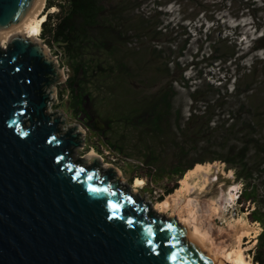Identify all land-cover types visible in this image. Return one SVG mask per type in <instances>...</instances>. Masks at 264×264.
I'll list each match as a JSON object with an SVG mask.
<instances>
[{
    "label": "water",
    "instance_id": "water-1",
    "mask_svg": "<svg viewBox=\"0 0 264 264\" xmlns=\"http://www.w3.org/2000/svg\"><path fill=\"white\" fill-rule=\"evenodd\" d=\"M42 1L0 0V264H219L185 223L129 194L112 167L73 158L82 131L59 130L65 119L47 112L63 72L17 32Z\"/></svg>",
    "mask_w": 264,
    "mask_h": 264
},
{
    "label": "rangeland",
    "instance_id": "rangeland-1",
    "mask_svg": "<svg viewBox=\"0 0 264 264\" xmlns=\"http://www.w3.org/2000/svg\"><path fill=\"white\" fill-rule=\"evenodd\" d=\"M154 1L141 0L138 7L133 9L132 16H129V19L131 20L132 17L137 16L147 18L153 15L156 8ZM246 1L243 0V2ZM45 2L46 0L43 2L44 5L41 11L44 16V13H46ZM255 2L257 4L254 8L264 7V0H256ZM196 3H202L203 8L200 9L202 12L196 18H193L191 22L183 23L184 18L187 19L189 14H195L196 10L200 8L201 5L197 6ZM241 6L240 2L235 0H182L181 2L178 0V2L174 1L163 7L159 11L160 16L157 19L154 18L149 26L150 30L157 28V30L161 29V32H165L163 35H159L157 41H155L156 38L150 39L145 36L140 38L136 33L128 41L129 45L116 53L117 58L133 71L134 88L139 92L142 91L145 97L150 94L157 95L160 89L161 91L166 89L172 96L173 112L180 111L182 115L181 122L189 117L190 113L200 115L208 105L218 104L219 97H222L225 93V86L229 87L234 76H236L233 62L225 64L218 62L210 69H207L209 64L207 62V65H202L198 70L188 69L184 73L185 65L190 64L191 56L197 54L200 48L204 53L210 54L211 44L217 41V33L220 29H229V31L222 34V37H227L231 42L237 41V46L242 50V55L249 53L251 41L259 35V32H264V25L260 31L257 30L255 26L259 23L258 20L250 19L245 13L241 14ZM57 11L56 8H52L47 13L51 14ZM210 17H215L218 24L213 25L208 22L207 18ZM257 17H261L262 22H264V13H259ZM209 33L210 36H208ZM239 37L240 39H238ZM36 38L37 42L45 48L47 54L53 59L56 68L63 72L64 80L55 87V93L51 95L53 102H47V112L57 111V114L65 119L63 124L58 125L59 130L64 131L66 127L77 124L84 135V144L74 150L76 156H73V158L75 160L76 157L84 159L92 154L101 161V169L112 167L120 177V184L129 188V194L136 193L139 199H143L155 214L163 217L174 216L180 224L183 221L191 232H194L203 240L205 248L211 249V254L215 258L223 259L229 253L231 258L227 259L225 263L219 259L218 261L221 262L219 264H235L233 260L239 245L243 252V261L254 264L252 253L255 251L258 236L262 233L263 228L261 224L252 222L248 216L251 209L256 207L255 205L251 202H244L240 205L234 203L233 200L242 190L241 184L234 179L236 176L234 171L226 169V165L219 161H213L219 153V146L215 143L219 129L213 127L211 131L209 130L208 137L212 138V143L206 141V138H201L195 146L193 143L185 145L187 149L194 146L195 150L189 153L182 167L188 164V161L191 167L186 172L193 170L197 165L200 167H197V171L189 175L186 187L179 181L176 189L171 194L165 196L162 201L157 202L160 196L163 197L164 188L174 187L175 175L173 173L175 172L171 173L169 170L163 172L158 169L156 164L150 166L146 163L144 157H141L135 151V146H139L141 142L137 141L139 133L129 129L130 125L125 127L124 124H121L114 127L112 124L111 129L105 135L109 140H103L95 131L87 130L80 120L69 116L62 107V104L69 99L70 94L69 88L65 85L66 78L70 74L66 62L58 54L56 48L49 47L46 44V38L41 37L40 33ZM186 38L190 41L184 47ZM1 45L4 49L6 44L1 43ZM132 48H134V51H131ZM146 48H149V50H152V48L165 49V52L150 53ZM167 48H170L173 52L168 51ZM219 48L223 49V46L219 45ZM257 54L258 58L263 59L261 52ZM252 56L242 61L243 68H248L251 65ZM174 60H177L180 66L170 77L162 72L161 68L165 65L172 68ZM141 61L145 62L144 68H139L142 64ZM139 63L141 64L139 65ZM196 71H202L203 76L201 79L196 76ZM182 76L187 81H183ZM217 79L221 84L220 94L216 93L215 80ZM194 93H196L195 98L192 97ZM93 94L94 99L107 95L105 90L100 92L94 90ZM109 97L107 95V98ZM253 99L255 104L261 101L264 110V85L261 87V94H257ZM241 102V99L226 98L223 106L221 104L216 107L211 117L210 126L225 124V127H228L237 123L238 126L234 130L236 131L242 127L240 126L241 122L247 120L251 122L262 121L257 128L251 131V134L255 139L264 142V114L260 117H254L252 114L243 112L241 119L237 120L235 110L239 104H242ZM203 122H207V120L203 119ZM237 136L235 135V137ZM109 142H115L119 146H124L125 149L121 150L116 147L117 151L112 150L109 147ZM229 144H231V136H229ZM96 148L101 150L102 155L98 154ZM118 149L123 154L119 153ZM249 150L250 159L246 163L256 166L251 183L258 187L257 199L264 200V174L260 173L261 168H264L263 161L260 162L261 157H256V163L253 165L252 160L256 156L254 144H251ZM126 155L129 156L127 159L124 157ZM191 161L193 162L190 163ZM246 166L244 165V167ZM241 171L243 172V170ZM130 177H133L131 183H129ZM112 180L115 181V179ZM135 180H140V183H135ZM121 189L125 188L122 187ZM134 198L136 199V197ZM165 201L168 205L161 206ZM239 236L242 238L238 239Z\"/></svg>",
    "mask_w": 264,
    "mask_h": 264
},
{
    "label": "trees",
    "instance_id": "trees-1",
    "mask_svg": "<svg viewBox=\"0 0 264 264\" xmlns=\"http://www.w3.org/2000/svg\"><path fill=\"white\" fill-rule=\"evenodd\" d=\"M174 1L178 2V0H155L156 8L153 15L147 18L132 17L130 20L129 16H132L133 9L138 7L141 0H46V13L40 27V36L46 38L45 41L49 47L58 50V54L66 62L67 70L70 72L65 81V85L69 88V99L62 104V107L69 116L80 120L87 130L95 131L103 140H109L105 135L112 124L114 127L121 124L125 127L130 125L129 129L137 131L139 133L137 141L141 143L135 146V151L144 157L146 163L150 166L156 164L163 172L168 170L171 173L175 172L173 173L174 187L164 188L163 197L160 196L157 202L171 194L186 171L190 169L189 161L185 166L182 167V165L189 153L195 150L197 141L206 138V141L212 143V138L208 135L213 127L219 129L218 138L215 139V143L219 146V153L213 161H219L226 165V169L233 170L236 175L235 181L241 184L242 190L235 204L251 202L256 206L251 209L248 216L252 222L261 224L263 230L258 236L255 251L252 253V262L264 264V200L257 199L258 187L251 183L256 166L246 163L250 159L249 148L251 144H254L256 156L252 160L253 165L256 163V157H261L260 162L263 161L264 166V142L255 139L251 134V131L262 121L241 122L242 127L236 131L234 130L238 126L237 123L228 127H225V124L210 126L216 107L221 104L223 106L226 98L242 100V104H239L235 110L237 120L241 119L243 112L252 114L254 117L264 114L262 102L256 104L253 102V97L261 94V87L264 85V32H259V35L251 41L249 53L242 55L237 41L231 42L226 36V38L222 37V34L229 29H220L217 33V41L211 44L210 54L204 53L200 48L197 54L191 56V62L185 65L184 73L188 69L198 70L202 65H207V62L209 63L207 69L218 62L223 64L233 62L236 76L229 87L225 86V93L219 97L218 104L208 105L200 115L190 113L189 117L181 122L180 111L173 112L171 94L166 89L162 91L160 89L157 95L150 94L145 97L142 91L139 92L133 86V71L128 69L129 66H126L116 55L129 45L128 41L136 33L140 38L145 36L150 39L156 38L155 41H157L159 35L165 32L157 28L150 30V23L160 16L159 11L163 7ZM235 1H239L242 5L241 14L245 13L250 19L258 20L259 23L255 28L260 31L264 22L257 16L259 13H264V7L254 8L257 4L256 0ZM196 5L201 6L195 14H189L187 19L184 18L183 23L191 22L202 12L200 10L203 8L202 3H196ZM52 8L58 11L47 13ZM207 19L213 25L218 24L215 17ZM189 41L188 38L185 39L184 47ZM219 45H222L223 49H220ZM146 49L150 53L165 52V49ZM167 50L171 51L170 48ZM131 51H134V48ZM259 52L262 53L263 59L258 58ZM251 55H253L251 65L243 68L242 61ZM226 57H228L227 60ZM141 63L139 68H144L145 62L141 61ZM179 66L180 63L174 60L172 68L165 65L161 71L171 77ZM196 76L201 79L202 71H196ZM181 79L187 81L183 76ZM215 84L216 93L220 94V81L215 80ZM94 90L97 92L105 90L110 97L107 98L105 94L94 99ZM250 92H252L251 95H249ZM195 96L196 93L192 97L195 98ZM60 97L62 101V95ZM203 119L207 122H203ZM235 135L238 136L235 137ZM229 136H231V144H229ZM109 143L112 150L117 151L116 147L125 149L124 146H119L115 142ZM187 143H193L194 146L187 149L185 148ZM121 150L118 152L123 154ZM96 151L102 155L100 149L96 148ZM124 157L127 159L129 156ZM244 165L247 166L244 167ZM260 173L264 174V168H261ZM132 179L133 177H130L129 183Z\"/></svg>",
    "mask_w": 264,
    "mask_h": 264
},
{
    "label": "bare ground",
    "instance_id": "bare-ground-1",
    "mask_svg": "<svg viewBox=\"0 0 264 264\" xmlns=\"http://www.w3.org/2000/svg\"><path fill=\"white\" fill-rule=\"evenodd\" d=\"M44 0L42 1V4L41 6L39 7V9L34 13V15H32L23 25L19 26L17 28V32L20 33V34H24L26 38H30L31 40L37 42V36L39 35L40 33V24L43 22L44 20V15L42 14V7L44 5ZM1 47H3V45H1ZM90 157H96L95 155H92L90 154L89 155ZM87 157V158H90V157ZM197 167H200V166H196L194 167L193 170H189L188 172H186L184 175H183V178L180 180V183L182 185H184V187H186L187 185V179L189 177V175L192 173V172H196L197 171ZM135 183H140V180H135ZM178 192V191H177ZM168 205L167 202H163L161 206H166ZM196 206V205H195ZM157 211V210H156ZM183 222V221H182ZM181 222V224H183ZM180 223V222H179ZM187 226V225H186ZM189 229V228H188ZM190 231V230H189ZM194 233V232H193ZM239 234V233H238ZM239 238H242V237H238ZM201 239V238H200ZM202 240V239H201ZM203 242V240H202ZM237 242V241H236ZM242 249H240V245L238 246L237 248V251H236V256L233 260V262L235 264H249L248 262L246 261H243V256H242ZM231 258L230 254L227 253L223 259L221 258H218L217 257V260L220 259V261H222L223 263H225L227 261V259ZM218 261V262H220ZM221 263V262H220Z\"/></svg>",
    "mask_w": 264,
    "mask_h": 264
},
{
    "label": "clouds",
    "instance_id": "clouds-1",
    "mask_svg": "<svg viewBox=\"0 0 264 264\" xmlns=\"http://www.w3.org/2000/svg\"><path fill=\"white\" fill-rule=\"evenodd\" d=\"M44 21V20H43ZM119 188V187H118ZM121 188H119V190H120ZM121 190H123V189H121ZM240 194V193H239ZM238 197H239V195L233 200L234 201V203L238 200ZM144 202V201H143Z\"/></svg>",
    "mask_w": 264,
    "mask_h": 264
},
{
    "label": "snow or ice",
    "instance_id": "snow-or-ice-1",
    "mask_svg": "<svg viewBox=\"0 0 264 264\" xmlns=\"http://www.w3.org/2000/svg\"><path fill=\"white\" fill-rule=\"evenodd\" d=\"M96 189H93V191H95Z\"/></svg>",
    "mask_w": 264,
    "mask_h": 264
}]
</instances>
